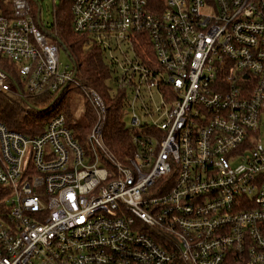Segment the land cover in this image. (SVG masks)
I'll return each mask as SVG.
<instances>
[{
  "label": "built area",
  "instance_id": "2783aa9c",
  "mask_svg": "<svg viewBox=\"0 0 264 264\" xmlns=\"http://www.w3.org/2000/svg\"><path fill=\"white\" fill-rule=\"evenodd\" d=\"M9 1L0 59L26 92L1 68L0 92L28 110L74 87L94 119L82 141L62 110L35 134L0 121V264H264V0H71L83 49L108 50L132 94L124 157L103 98Z\"/></svg>",
  "mask_w": 264,
  "mask_h": 264
},
{
  "label": "trees",
  "instance_id": "16d2710c",
  "mask_svg": "<svg viewBox=\"0 0 264 264\" xmlns=\"http://www.w3.org/2000/svg\"><path fill=\"white\" fill-rule=\"evenodd\" d=\"M29 1L32 16L37 17V4L34 3L33 0ZM63 2L64 0H62L60 5L56 7L58 10H61L60 8ZM69 2L71 6V0H69ZM70 6L68 18H62L58 15L57 28L60 31V35H58L57 38L51 34L49 29L42 26L41 23L40 27L50 34L48 35V38L56 42L58 49L64 48V50L68 53L75 66L76 78L80 80L83 85L88 88H95V86L99 84V81H101L102 88H99L97 91L99 94L100 92L101 94H104V96L101 94L100 96H102L107 108V118L104 125L105 142L118 156L124 157L125 154H129L131 145V130L126 127L125 123L121 119L123 107L125 106V94L122 93L120 89L117 90L116 93L110 94L105 80L107 78H111L112 71L101 48L92 47L89 50H85V53L80 51L81 43L84 42L87 37L73 31L71 26L72 13ZM0 8L4 14L9 15L10 1L0 0ZM59 13L60 11H58V14ZM52 25L53 23L51 24V27ZM75 36L81 37V41L74 39ZM4 61L12 68L6 69L1 66L0 68L13 78L21 92H26L23 81H21L18 77L15 63L7 60ZM106 74L107 76L105 77ZM70 88L75 89L74 87H69L67 90ZM60 98L55 100V94L50 93L42 96L26 97L23 101L30 104L31 108L25 110L22 105L20 106V104L15 103L0 92V121L9 129L17 130L23 133L35 134L41 132L44 130L47 121L51 117H48L47 115L53 111L52 108L47 109L48 106L55 100V102L50 106L53 107ZM109 102H111V104ZM62 111L67 116L68 126L73 129L78 140L82 141V136L89 131L93 123L92 119L90 117H86L87 119L82 122H80V120H73L69 106H66Z\"/></svg>",
  "mask_w": 264,
  "mask_h": 264
},
{
  "label": "rangeland",
  "instance_id": "374dc122",
  "mask_svg": "<svg viewBox=\"0 0 264 264\" xmlns=\"http://www.w3.org/2000/svg\"><path fill=\"white\" fill-rule=\"evenodd\" d=\"M33 1H34V3L38 4L40 7L39 21H40L41 25L44 26L46 29H49L51 34L55 38H57L58 35H60V31L57 28L58 15L62 18H66V17L68 18L69 17V15H68L69 6H70L69 0H64L62 6L60 8L61 10H58L56 7L60 5L62 0H33ZM58 11H60L59 14H58ZM52 23H53V25L51 27ZM74 39L81 41V37H79V36H75ZM83 43L84 42L81 43L80 51L82 53H85L86 51L83 49V47H84ZM113 48L114 49H112L111 53H112V55L117 57L118 61H125V59L130 58L131 53L129 51H120L117 48H115L114 46H113ZM103 53L106 57L105 58L106 61L110 65L111 71H112L111 78H107L105 80V83H106V86L109 88L110 94H114L117 92V90H119L118 83L115 80V76H117L121 73V68L116 63L112 64L110 62L108 50L104 51ZM58 59L60 62V68L61 69L64 68V66H68L69 69H71L73 67V61L71 60L68 53L64 50V48L59 49ZM0 66L3 68H6V69L12 68V67H10V65L7 62H5L2 59H0ZM106 76H107V74L105 75V77ZM99 88H102L101 81H99V84H97V86H95V88H92V89H95L97 91V90H99ZM100 94H101V92H100ZM101 95L104 96V94H101ZM125 97L128 98L129 100L132 99V94L129 90L127 91V94L125 95ZM155 98L158 99V97L156 95H155ZM109 103L111 104V102H109ZM109 103H108V106H109ZM20 106H21V104H20ZM66 106L70 107V111L72 113L73 120H80V122H82V121H85V119H87L86 117H90L92 119V122H93V119H94L93 109L91 108V105H89V103H87V101H86L84 95L81 93V91L77 88L68 89L63 94V96L59 99V101H57L55 103V105L52 107L53 111L51 113H49L47 116L48 117L51 116L55 112L54 109L63 110ZM135 113L140 117V119L149 120V118L144 117L142 115V112L140 111L139 108H136ZM131 117H132L131 108L127 105L124 106L121 119L125 123L126 126H130ZM260 138H261L260 139L261 143L264 145V125H261V127H260Z\"/></svg>",
  "mask_w": 264,
  "mask_h": 264
},
{
  "label": "water",
  "instance_id": "95a60500",
  "mask_svg": "<svg viewBox=\"0 0 264 264\" xmlns=\"http://www.w3.org/2000/svg\"><path fill=\"white\" fill-rule=\"evenodd\" d=\"M37 7H38V13H37V15H39L40 7H39V5H38V4H37Z\"/></svg>",
  "mask_w": 264,
  "mask_h": 264
}]
</instances>
